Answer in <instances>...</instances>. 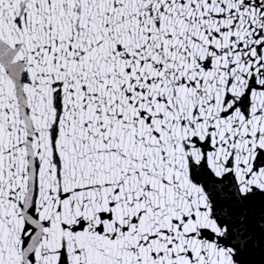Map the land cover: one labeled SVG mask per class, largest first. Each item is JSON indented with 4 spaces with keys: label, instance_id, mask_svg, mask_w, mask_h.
<instances>
[{
    "label": "snow or ice",
    "instance_id": "1",
    "mask_svg": "<svg viewBox=\"0 0 264 264\" xmlns=\"http://www.w3.org/2000/svg\"><path fill=\"white\" fill-rule=\"evenodd\" d=\"M0 264H264V0H0Z\"/></svg>",
    "mask_w": 264,
    "mask_h": 264
}]
</instances>
